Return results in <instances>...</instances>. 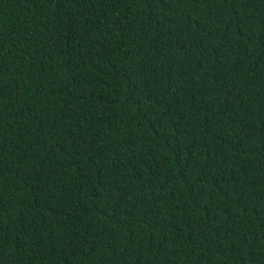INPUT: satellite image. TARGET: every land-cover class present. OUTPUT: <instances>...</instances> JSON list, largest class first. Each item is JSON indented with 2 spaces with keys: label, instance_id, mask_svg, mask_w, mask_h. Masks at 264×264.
<instances>
[{
  "label": "trees",
  "instance_id": "1",
  "mask_svg": "<svg viewBox=\"0 0 264 264\" xmlns=\"http://www.w3.org/2000/svg\"><path fill=\"white\" fill-rule=\"evenodd\" d=\"M0 264H264V0H0Z\"/></svg>",
  "mask_w": 264,
  "mask_h": 264
}]
</instances>
